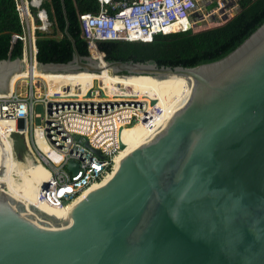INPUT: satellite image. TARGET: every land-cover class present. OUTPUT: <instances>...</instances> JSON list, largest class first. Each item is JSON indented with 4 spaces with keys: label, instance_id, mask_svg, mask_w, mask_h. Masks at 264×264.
<instances>
[{
    "label": "water",
    "instance_id": "95a60500",
    "mask_svg": "<svg viewBox=\"0 0 264 264\" xmlns=\"http://www.w3.org/2000/svg\"><path fill=\"white\" fill-rule=\"evenodd\" d=\"M63 14L72 61L2 59L0 96L32 66L100 74L99 61L77 52ZM99 54L113 76L186 79L189 96L61 221L34 206L28 213L0 184V264H264V22L224 57L194 67ZM22 129L19 121L10 135L18 160L26 155ZM67 170L76 173V163Z\"/></svg>",
    "mask_w": 264,
    "mask_h": 264
},
{
    "label": "built area",
    "instance_id": "2783aa9c",
    "mask_svg": "<svg viewBox=\"0 0 264 264\" xmlns=\"http://www.w3.org/2000/svg\"><path fill=\"white\" fill-rule=\"evenodd\" d=\"M95 1L96 13L78 14L89 55L93 51L101 53L98 42L151 43L156 36L198 33L224 24L225 17L235 16L240 9L238 0ZM14 2L21 34L13 35V40L21 41V58L33 64L37 53L35 33L47 30L38 29L39 12L45 13L49 26L47 14L39 9L42 0L38 5H33L31 0ZM212 4L215 5L207 9ZM213 19L220 23L209 27ZM151 101L143 96H115L99 85L73 93L46 92L39 97L33 88L24 93L14 89L11 95L0 99V118L14 123L16 131L19 121L23 122L20 134L26 146L25 162L40 165L48 172V182L39 191L37 204L67 208L92 186L109 177L115 170L124 130L141 125L155 133L162 126L169 111ZM38 103L44 107V115L41 125L33 126L34 108ZM85 143L99 150L102 158L94 155ZM69 162L76 163V173L67 170Z\"/></svg>",
    "mask_w": 264,
    "mask_h": 264
},
{
    "label": "trees",
    "instance_id": "16d2710c",
    "mask_svg": "<svg viewBox=\"0 0 264 264\" xmlns=\"http://www.w3.org/2000/svg\"><path fill=\"white\" fill-rule=\"evenodd\" d=\"M239 12L222 25L198 33L185 32L156 36L151 43L108 41L98 42L97 49L108 62H150L158 66L194 67L216 61L241 44L264 22V0H238ZM68 34L80 56L89 55L82 38L78 14L96 13L95 0H42L40 10L47 14L46 31H36V61L39 63H68L74 53L64 34L65 17ZM43 17V15H42ZM21 34L14 0H0V60L21 57L22 43L13 41Z\"/></svg>",
    "mask_w": 264,
    "mask_h": 264
},
{
    "label": "bare ground",
    "instance_id": "6f19581e",
    "mask_svg": "<svg viewBox=\"0 0 264 264\" xmlns=\"http://www.w3.org/2000/svg\"><path fill=\"white\" fill-rule=\"evenodd\" d=\"M31 3L38 5L39 0H31ZM39 19L41 23L38 28H46V16L43 11L39 12ZM91 57L93 60L100 62V67L103 69L100 74L86 72L48 74L41 73L40 69L32 66L13 78L8 93L1 95L0 99L13 93L14 82L19 78H27L34 84L37 81H42L47 87L48 94L55 91H59L61 94L73 93L79 90L84 91L97 84L109 94L115 96H143L155 100L163 109H166V111L168 109L169 111L163 118L162 123L164 124L184 104L189 96L191 83L186 79L175 77L154 79L143 76L117 77L113 76L110 70L104 69L103 63H101L102 56L98 52L93 51ZM14 131H16L14 123L5 122L0 118V184H3V190L6 193L28 207V213L32 212L30 208L34 206L44 214L61 221L65 219L67 211L77 200L107 181L110 177H107L100 184L92 186L67 208L60 209L37 204V195L48 182V172L40 165H30L25 162L24 158L18 160L15 157L10 140V135ZM153 134L152 131L148 132L141 125L124 130L121 139L124 149L120 151L115 160V168L132 149L148 141ZM34 219L45 225L54 226L51 220L38 215H35Z\"/></svg>",
    "mask_w": 264,
    "mask_h": 264
},
{
    "label": "rangeland",
    "instance_id": "374dc122",
    "mask_svg": "<svg viewBox=\"0 0 264 264\" xmlns=\"http://www.w3.org/2000/svg\"><path fill=\"white\" fill-rule=\"evenodd\" d=\"M215 4L210 5L207 9H211L212 6ZM231 14H234L233 12ZM220 22L217 19H213L209 21V27H213L214 25H218ZM39 27V26H38ZM208 28V27H207ZM40 30L47 29V28H38ZM97 85V84H96ZM30 88L34 89L35 96H43L47 92V87L42 81H37V83H33L29 81L27 78H19L14 82V89L17 92L24 93L29 91ZM100 96V93L97 94ZM42 112V113H41ZM44 115V107L41 103H38L34 108V115H33V126H40L41 125V118Z\"/></svg>",
    "mask_w": 264,
    "mask_h": 264
},
{
    "label": "crops",
    "instance_id": "0c3cea01",
    "mask_svg": "<svg viewBox=\"0 0 264 264\" xmlns=\"http://www.w3.org/2000/svg\"><path fill=\"white\" fill-rule=\"evenodd\" d=\"M44 14H45V13H44ZM46 24H47L46 27H48V23H47V22H46Z\"/></svg>",
    "mask_w": 264,
    "mask_h": 264
}]
</instances>
